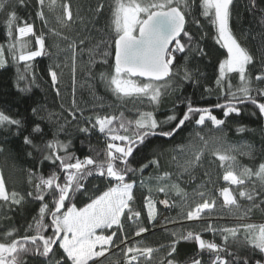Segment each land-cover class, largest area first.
<instances>
[{"label": "snow or ice", "instance_id": "1", "mask_svg": "<svg viewBox=\"0 0 264 264\" xmlns=\"http://www.w3.org/2000/svg\"><path fill=\"white\" fill-rule=\"evenodd\" d=\"M261 3L264 0H248L247 10L259 12L261 27L259 42L252 47L251 33L234 31L236 0H114L110 6L113 35L96 43L91 33L103 31L96 25L106 7L104 0H96L86 13L80 6L74 8L72 0H34L33 4L0 0L7 36L6 45L0 43V70H8L7 51L17 65L18 95L23 98L39 87L33 63L38 57L53 60L47 75L58 97L64 68L70 67L73 84L70 104L62 103L61 113L38 101L23 112L13 111L15 100L0 107V153L12 144L18 156L33 160L27 170L28 191L10 186L0 168V210L21 209L30 202L39 205L23 231L13 226L0 237V264H264V223L246 222L254 210L264 211V148L228 143L225 132L233 119L237 133L250 131L240 122L248 105L255 109L249 115L264 120ZM18 7H31L33 15L19 16ZM201 19L213 26V39L226 50L215 66L213 85L204 87L205 93H218L217 102L201 104L184 97L179 101L182 111L174 105L160 119L159 108L177 78L196 86L205 78L192 61L209 56L203 47L208 34L198 36L189 30L202 28ZM74 26H79L75 37L70 35ZM50 40L58 42L50 44ZM109 49L114 51L113 72L100 73V79L119 104L107 105L109 111L104 112L102 98L96 97L97 103L82 107L75 95L77 69L85 55L89 68L98 62L107 64L113 55ZM178 54H183L181 65H177ZM61 55L65 60L57 62ZM125 101L133 103L131 118L126 109L120 110ZM136 101L146 102L151 110H142ZM69 126L84 137L82 155L76 154L68 138ZM188 127L193 131L187 142L171 149L176 153L172 156L175 171L145 176L149 168H161L163 153L153 147V140H175ZM93 136L102 138L97 143L103 147L92 143ZM208 153L220 175L204 168ZM240 157L254 163L243 164ZM92 180H102L106 187L100 191L92 185L99 194L89 196ZM220 180L224 186L218 184ZM189 184L195 185L191 192ZM137 192L146 193L139 207ZM81 196L88 199L78 207L75 201ZM160 206L180 211L177 217L161 221ZM218 207L227 209L232 219L221 223L225 218L217 215ZM189 221L203 227H167ZM158 225L169 237L166 243L135 239ZM181 243L194 245L193 254L183 261L177 258ZM117 252L119 258L110 259Z\"/></svg>", "mask_w": 264, "mask_h": 264}, {"label": "trees", "instance_id": "2", "mask_svg": "<svg viewBox=\"0 0 264 264\" xmlns=\"http://www.w3.org/2000/svg\"><path fill=\"white\" fill-rule=\"evenodd\" d=\"M28 4H33L34 0H26ZM105 2V10L103 16L100 19V22L96 25L97 29H102L101 32H97L93 30L92 42L96 43L99 40H110L113 33L111 30V11L110 6L114 2V0H104ZM12 3L15 4V0H12ZM74 8L76 6H80L82 13H86L89 7H95L96 0H72ZM259 7H264V3L259 4ZM248 0H236V12L238 16H234V31L237 33L243 32L245 34L251 33L255 40L250 39L249 45L255 47L259 42L258 33L261 30L259 24V12H251L248 11ZM18 15L27 19L30 15H33V9L31 7H18L17 9ZM50 19H52L50 17ZM5 17L2 13H0V43H7L6 36V27H5ZM39 25V21H37ZM202 28L191 27L189 30L193 31L196 35H202L206 32L208 35L205 37L203 41V47L208 51L209 56L205 59H196L192 61V66L198 67L202 73H204V77L200 81V86H196L191 82H181L179 78H177L174 82L173 89L170 91V94L164 99L162 105L158 111V118L162 119L164 115L169 113V110L173 108L174 105H178L177 111L183 110V105L179 103L184 97H192L194 101H198L201 104L204 103H215L217 102V92H213L211 94L204 92L205 86H212L214 83L215 77V66L217 65L218 60L223 59L226 54V50L221 46L216 44L213 37L215 36V31L213 26H211L206 20L201 19ZM50 26H54V19H52V23ZM91 27V25L89 26ZM79 31V26H74L73 31L70 33L73 37L77 35ZM83 34V33H81ZM58 41H49L50 44L57 43ZM61 47H65L63 43H61ZM102 51L105 50L102 46ZM109 51H113L109 49ZM5 56L8 58V70H0V107L7 106L4 101L12 102L15 100V103L12 104L13 111L17 109L21 112L24 111L29 105L35 106L33 101H38L46 106L47 109L54 113H61L63 109L61 108V104L63 103L65 107L70 104L72 98V74L70 67L63 69V78L61 81V97H58L54 90L51 88L50 80L47 75V68L52 64L53 60L48 57H38L33 62L34 70L38 74V78L36 80V84L39 87H33L31 93L27 94V96L21 98V95H18V90L15 87L16 82V68L17 65L12 61L11 55L5 51ZM54 59V58H53ZM99 60V57L97 58ZM108 63H97L94 67H87V55L83 57L84 63L81 64L76 72V99L77 102L82 107H90L93 103H97L96 97H101L102 102L105 104L104 112L109 111L107 105H117L119 102L113 96L106 83L100 79V73H105L106 75H111L113 72L114 65V51L113 55L109 56ZM65 57L61 55L60 60L57 62H63ZM184 63L183 54L177 55V65H181ZM21 70H23V64L20 65ZM238 80L233 78V84H237ZM203 94V95H202ZM136 106L141 107L142 110H151V108L146 104V102L141 105L140 101H136ZM125 114L131 118L133 103L131 101H125L120 110H125ZM115 110V109H112ZM255 111L254 107L251 105L247 106L246 112L241 119V123L245 124L250 131L247 133H237L235 128L238 126L235 119L230 120L227 124L225 132L227 133V141L231 144L239 145L241 143H251L254 144L257 148H264V120L259 119L257 116H251L249 113ZM90 114L86 112V115ZM217 115H219V110H217ZM63 115L67 117V112H64ZM70 119V117H69ZM63 123V120H61ZM193 129L191 127L185 128L183 132L180 133L179 136L175 138V140H170L168 138H157L153 140V147H156L160 152L163 153L161 157V168L160 169H152L149 168L145 172V176H148L150 173L154 176L158 173H162V171H175V164L172 161V156L176 155V153L172 152L171 149L174 145L182 142H187L189 137V133L192 132ZM207 131V130H205ZM67 133L70 134L68 138L73 140L74 151L77 155H82L85 151V146L81 144V141L84 139L82 135L76 132L75 128L69 126L67 128ZM215 135H220V133H215ZM61 138H64V134L61 135ZM11 139V138H10ZM2 140V138H0ZM98 140L102 141V138L93 136L92 143L96 144L97 147H103L102 142L97 143ZM8 150L4 153H0V168H3L5 171L6 179L10 186L14 185L19 191H28L30 190V186L27 184V170L33 167V160L31 158H25L22 156H18L15 148L12 144H8L6 146ZM258 159V158H257ZM241 163L252 165L254 161L250 160L248 157H240ZM204 168L213 171L217 175L221 174V170L216 166L215 163L212 162L211 154L208 153L204 159ZM45 173H47L48 168L44 167L42 169ZM198 176L202 175V171L196 173ZM220 186H224V182L222 180L218 181ZM92 185H97L100 191H103L106 187V184L102 180H92L89 184V187L92 188ZM194 184L187 185V190L189 192L192 191ZM99 191L95 188H92V191L88 194L98 195ZM146 194L144 192H137V207L140 206V202L142 201L143 195ZM163 199L164 196L161 195L159 197ZM87 196L78 197L75 201L77 206H82L83 203L87 202ZM219 204V201H218ZM38 203H29L25 205L21 209L4 212L0 210V237H2L3 233L9 229L10 227H18L23 231V226L31 221V217L36 214L38 209ZM161 221L163 217H177V210H172V214H168L169 209H165L161 206ZM217 215L224 217L225 219L221 220V223H225L228 220H231L232 217L228 214L227 209L219 208L217 210ZM7 216L9 218L4 219L2 217ZM147 225V221H144ZM246 222L251 223H264V211L259 209L254 210L249 219ZM168 228H192V227H203L202 224L197 222H184L183 224H175V225H167ZM131 232V230H128ZM210 238V237H209ZM143 240L149 244H159L166 243L169 239L167 233L158 225L156 228L151 229L149 233L144 234L140 238H135ZM194 245L192 243H181L178 246V256L177 258L181 261L185 260L189 256L193 254ZM119 253L110 257V259H118Z\"/></svg>", "mask_w": 264, "mask_h": 264}, {"label": "rangeland", "instance_id": "3", "mask_svg": "<svg viewBox=\"0 0 264 264\" xmlns=\"http://www.w3.org/2000/svg\"><path fill=\"white\" fill-rule=\"evenodd\" d=\"M173 198H175V197H173ZM161 208H162V207L160 206V211H161ZM172 210L174 211V210H177V209H176V208L169 209V211H168V214H169V215L172 214V213H171ZM179 211H180V209H178V210L176 211V213H179ZM177 224H180V223H177ZM128 230H131V228L129 227Z\"/></svg>", "mask_w": 264, "mask_h": 264}]
</instances>
